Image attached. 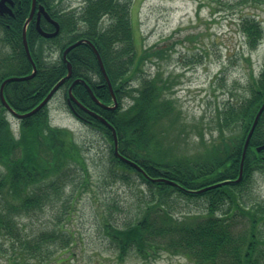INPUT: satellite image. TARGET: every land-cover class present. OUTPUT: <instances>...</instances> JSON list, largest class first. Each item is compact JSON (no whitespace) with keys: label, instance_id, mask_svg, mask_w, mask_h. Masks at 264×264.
Instances as JSON below:
<instances>
[{"label":"trees","instance_id":"obj_1","mask_svg":"<svg viewBox=\"0 0 264 264\" xmlns=\"http://www.w3.org/2000/svg\"><path fill=\"white\" fill-rule=\"evenodd\" d=\"M37 1L58 22V33L44 37L33 20L28 22L26 39L36 71L28 78L6 81L3 95L19 113L32 109L66 74L67 61L71 75L59 86L64 88L65 99L73 79L82 78L90 86L99 102L80 80L72 85L71 92L114 127L118 152L142 168L136 169L114 153L108 125L75 102H66L75 116L108 143L102 185L107 179L128 182L129 174L135 173L147 187V197L139 198L126 218L110 220L109 207L102 213V230L115 247L117 257L122 260L133 251L148 259L165 251L183 254L190 264H264V205L243 202L254 173L264 175V149L256 150V146L264 144V108L245 150L241 178L196 191L238 176L244 138L264 100V65L257 74L250 72L248 95L228 103L217 113L218 141L206 145L200 139L204 149L186 153L176 142L185 132V125L179 124L180 111L166 95L170 80L157 71L151 76L141 75L136 85L130 82L142 73L147 59L153 55L163 57L165 51L135 47L129 0H81L78 8L70 10L57 8L56 0ZM14 2L11 26L5 28L11 60L6 66L7 53L0 56V83L7 76L27 75L32 69L21 37L31 0ZM255 2L264 5V0ZM40 26L46 31L54 29L43 18ZM239 30L250 49L257 47L264 33L260 20L251 15L240 18ZM78 39L91 41L100 54L117 100L114 107L89 43L81 41L67 51V61L63 59L64 48ZM54 49H58V54L51 58ZM6 111L0 101V254L5 257L0 264H36L35 259L65 264L64 258L53 254L57 249L66 250L72 242V233L64 223L58 221L52 227L30 230L22 218L36 215L47 206L70 211L69 205H73L88 181L84 149L72 130L51 124L48 103L18 118L17 133ZM174 199H202L204 207L196 213L176 215L172 210ZM233 212L246 216L248 222L238 226L230 219Z\"/></svg>","mask_w":264,"mask_h":264},{"label":"rangeland","instance_id":"obj_2","mask_svg":"<svg viewBox=\"0 0 264 264\" xmlns=\"http://www.w3.org/2000/svg\"><path fill=\"white\" fill-rule=\"evenodd\" d=\"M255 1L129 0L135 47L138 50L163 48L165 51L163 57L153 55L147 59L142 73L130 82L136 85L141 75L151 76L157 71L170 80L166 95L180 111L179 124L185 125V132L176 142L186 153L201 152L204 149L202 139L206 145L218 141L217 113L228 103L238 102L248 95L250 72L257 74L264 65V33L257 47L250 49L239 30V21L244 15L258 18L264 28V5ZM55 4L57 8L70 10L78 8L81 0H56ZM51 51V58L56 57L58 49ZM48 106L51 124L72 130L75 140L84 149L88 181L86 188L79 190L73 205H69L68 213L62 207L47 206L36 215L22 218L26 228L37 230L64 223L72 233V242L66 250L57 249L53 254L64 258L65 264H190L183 254L165 251L148 259L133 251L122 260L117 257L115 247L102 230L105 214L102 213L109 207L110 220L126 218L139 198L147 197V187L135 173L129 174L128 182L107 179L102 185L108 143L69 110L63 87L52 95ZM6 116L17 133L18 118L8 111ZM243 202L264 205V175L260 172L254 173ZM203 207L202 199H174L172 210L182 215L196 213ZM230 219L238 226L248 222L239 212H233ZM4 260L0 254V262ZM35 263L56 264L54 260L40 259H35Z\"/></svg>","mask_w":264,"mask_h":264},{"label":"water","instance_id":"obj_3","mask_svg":"<svg viewBox=\"0 0 264 264\" xmlns=\"http://www.w3.org/2000/svg\"><path fill=\"white\" fill-rule=\"evenodd\" d=\"M10 3V4H13V0H0V13L6 9L9 8V5L6 3ZM35 4H36V0H31V9H30V12L27 16V18L25 19L24 23H23V26H22V33H21V36H22V44H23V48H24V51H25V54H26V57L28 58V60L31 62L32 64V71L30 74H27V75H23V76H17V75H11V76H7L5 77L2 82L0 83V101L1 103L7 108V110L11 113H13L14 115H16L17 117L21 118V117H24L26 115H29L35 111H37L40 107H42L45 103L48 102L49 98L52 96V94L58 89V87L61 85V83L68 77H70L71 75V64L69 62H67V73L61 77L53 86L52 88L48 91V93L45 95V97L36 105L34 106L32 109L26 111V112H22V113H19V112H16L6 101L4 95H3V85L6 81H9V80H14V79H25V78H28L30 76H32L34 73H35V70H36V66H35V63L31 57V54H30V51H29V48H28V44H27V40H26V25L27 23L30 21V19L32 18L33 16V13H34V10H35ZM40 13H43L44 16L46 17L47 20H49L50 22L53 23L54 25V30L53 31H45L43 30L40 26H39V14ZM36 28L37 30L39 31V33L45 37H50V36H54L57 34L58 32V29H59V25H58V22L55 21L54 19H52L48 12L45 10L43 4H38V9H37V12H36ZM81 41H85L87 43L90 44L91 48L93 49L94 53H95V56L97 58V61H98V65H99V68L105 78V82L107 83V86L112 94V99L114 101V105L113 107L116 105V97L114 95V92H113V89H112V85H111V82L109 80V77L105 71V68H104V65H103V62L101 60V57L96 49V47L94 46V44L89 41V40H84V39H78L74 42H72L71 44H69L68 46H66V48L63 50V58L66 60V52L71 49L72 47H74L75 45H77L78 43H80ZM80 79V81L86 86V88L88 89L90 95L92 96V98L96 101V102H99L97 100V98L94 96L90 86L85 82V80H83L82 78H75L72 80V82L70 83V85L68 86V89H67V101L68 103L70 104L71 101L75 102L78 106H80L81 108L85 109L86 111H88L89 113H91L92 115L98 117L102 122H104L106 125L109 126V128L111 129V132H112V137H113V150H114V153L121 159H124L126 160L127 162H129L131 165H133L136 169H139L142 171V168L134 161L132 160H129L127 159L126 157L122 156L118 150H117V137H116V132H115V129L114 127L108 123L103 117H101L99 114L89 110L87 107H85L81 102H79L75 96L72 94L71 92V87L72 85L77 82L78 80ZM264 108V100L263 102L261 103V105L259 106L258 110L256 111L255 115H254V118L252 120V123L250 125V128L245 136V139H244V143H243V147H242V153H241V160H240V165H239V173H238V176L236 178H233V179H226L224 181H220V182H214L212 184H208V185H205L201 188H198L196 189V191L200 192V191H204L206 189H209L211 187H215L217 185H220L222 183H225L229 180H233V181H237L240 179L241 177V173H242V164H243V158H244V154H245V149L247 147V144H248V140L252 134V131L255 127V124L257 122V118L259 117V115L261 114L262 110ZM256 149L257 150H261V149H264V144H261L259 146H256ZM263 160H264V157H263Z\"/></svg>","mask_w":264,"mask_h":264},{"label":"flooded vegetation","instance_id":"obj_4","mask_svg":"<svg viewBox=\"0 0 264 264\" xmlns=\"http://www.w3.org/2000/svg\"><path fill=\"white\" fill-rule=\"evenodd\" d=\"M6 3L9 5V8L0 13V56L2 57L4 53H7L5 65L8 66V64H10V60H11V55H10L11 44H10V40L8 39V35L5 32V28H9L11 26L12 19L14 16V11H15V2L13 0V4H10L8 2H6ZM38 3H40V2L36 1L35 11H34L33 17H32L33 21H35V18H36V10L38 8ZM42 18L46 19L44 14L40 13L39 14V23H40V20ZM0 61L3 62V58H0ZM0 73H2V71Z\"/></svg>","mask_w":264,"mask_h":264}]
</instances>
